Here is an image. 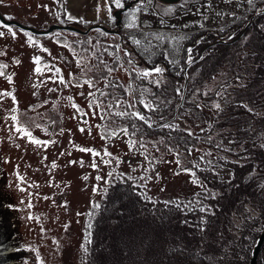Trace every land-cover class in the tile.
Instances as JSON below:
<instances>
[{"label": "rangeland", "instance_id": "1", "mask_svg": "<svg viewBox=\"0 0 264 264\" xmlns=\"http://www.w3.org/2000/svg\"><path fill=\"white\" fill-rule=\"evenodd\" d=\"M62 2L0 0V13L4 19L11 17L7 21L37 30H44L59 20L81 29L101 21L97 16L90 17V13L86 16L96 8L92 2L90 5L81 3L79 8L72 4L70 9L76 11L71 16L75 19L68 20L69 6ZM263 10L264 4L253 5L247 15ZM139 20L136 19L138 27L123 28L125 38L102 36L97 30L88 36L57 33L43 38L10 26L16 33L13 37L6 27H0L3 33L0 52L4 53L0 55V64L7 65L3 70L5 75L0 76V93L11 94L0 95V264H79L86 231L117 175L133 180L141 193L153 202L183 205L180 209L184 213L167 226L142 224L138 220L126 225L130 219L127 218L123 223L126 227L118 231H123L122 234L102 236L101 254L97 249L99 242L96 244L99 255L96 264H118L119 257L124 262L131 258V262L125 264H250L252 242L264 231V93L256 94L259 84L250 97H246L251 106L244 104L241 98L235 109L222 112L223 122L210 135L206 132L214 124L215 111L200 107L199 127L195 125V116L193 120L179 119L177 123L191 131L192 137L201 133L205 139L197 147H190L191 155L187 152L189 147L179 148L174 144L170 147L177 150L166 152L157 146L156 137L131 135L132 131L125 135L119 131L127 125L107 113L124 111L125 104L134 101L130 93L124 96L118 92V86L109 85L116 78L117 83L128 86L129 74L119 68L107 76L104 64L96 60L101 57L109 67L114 56L109 54L111 51H105V47L118 45L121 37L147 65L153 67L164 59L170 72L180 77L187 49L196 44L201 34L215 31L228 38L246 27L248 18L244 17L235 25L237 31L226 26L197 34L192 33L194 31H189L191 34L161 32L157 25L150 30L147 24L140 25ZM258 28L263 35V38L258 36L259 44L252 42L249 47L244 39L230 48L218 46L207 53L209 56L195 71L204 74L214 56L219 59L220 68L208 80L213 83L206 87L212 88L231 77L233 82L227 86V92L243 93L238 89L241 82L237 77L247 74L244 81H264V76L256 77L254 73L264 72V18ZM156 36H162V40ZM134 39L141 44L136 45ZM88 40L91 43H87ZM77 45L78 49L74 50ZM145 47L147 51L143 50ZM34 57L41 59L42 75L35 72ZM78 58L92 70L85 74L77 65ZM172 59L177 63L170 64ZM57 69L68 82L67 86L59 83ZM7 76L12 77L11 83ZM85 79L93 80L94 87L74 86ZM101 92L107 95L102 96ZM116 98L121 101L120 108L108 109L106 105L114 103ZM97 101L102 107H89ZM73 103L87 115L78 113ZM214 103H219L217 97ZM102 112L104 119H101ZM12 115L18 116L22 126L36 139L48 144L37 146L23 133H17ZM81 128L85 131L81 132ZM114 131L117 135L102 136ZM130 139L137 141L134 148L129 147ZM218 144L222 147H217ZM79 148L94 149L100 155L94 157ZM208 151L212 156L200 162V157ZM177 159L180 164L176 163ZM207 159L213 161L212 166L206 163ZM194 162L198 167H193ZM93 163L96 168L92 167ZM184 169L195 171L203 187L193 183V177ZM189 201L199 203L189 205ZM94 204L99 207H93ZM95 237L97 243L100 237L96 234ZM261 258H264V250ZM260 261L264 264V260Z\"/></svg>", "mask_w": 264, "mask_h": 264}, {"label": "trees", "instance_id": "2", "mask_svg": "<svg viewBox=\"0 0 264 264\" xmlns=\"http://www.w3.org/2000/svg\"><path fill=\"white\" fill-rule=\"evenodd\" d=\"M138 3H134V6ZM134 6L130 8H133ZM263 18H264V10L253 13L248 18V21L246 23V25L250 23L249 27L247 28L244 35L239 40L231 44H219V43L215 44L214 46L208 48L199 60L195 61L199 57L200 53L209 45L216 43L219 40L232 41L235 38H237L240 35V33L243 31L245 26L241 28L240 31L238 30L236 35L229 36L228 38H223L219 36L218 33H216L215 31L209 34L206 32L204 34H201L197 38L196 44L188 47V49H192L190 55L193 60V63L191 65L185 64L183 74L180 77H175L170 72V66L168 62L164 59H161L159 64H161L162 67L166 70L164 73L163 83L161 84V86L155 87V86H149L147 84H143V86L148 87L151 92H154L156 98L161 101L158 111L153 113H147L145 109L142 107V105L139 104H137V108H136L141 113H144L152 117V121H153L152 128H148L147 125L143 124V122L136 120L135 118H129V117L121 118L119 116H116L117 120H121V122L126 124L129 129V132L131 131L133 132L132 125L135 124L136 128L138 129V131H136L135 133L143 134L150 137H156L157 146H159L160 148H164L166 152H169V148H171L170 146L173 144L179 148H185V147L190 148V147H197L198 145H200L202 143L201 141L205 139L203 138L204 135H201V133H197L195 134L194 137H192L193 135L189 136L188 135L189 131L182 128L177 123V121L179 119H184V118H186V120L189 119L193 120L195 116L197 117L196 119H194L195 125L199 127L200 122H202L197 115V113L200 111V107H197V104H199L205 108L210 109L211 111L216 112L214 124L210 129V131L206 132L208 133L207 135H210L215 130H217L218 126L223 122L221 121L223 120V118L221 117L222 112H226L227 110L229 112L235 109V107L238 106V104H240V102L238 101L241 98L244 99V104L250 105L249 99L246 97H250V95L253 93L254 89L256 88L257 84H259V86L256 89V94L260 92L261 94L264 93V84L262 83L264 81H250V82L246 80L244 81V78H246L247 74H243L242 78L237 77V79H240L241 82V86L238 89L242 90L243 93H237V91L234 93L233 92L228 93L227 86H230L231 83L233 82L230 81L231 79H233L231 77L230 79L229 78L224 79V81H227V85L224 84V81H219L217 86H213L212 88L206 87L208 84L213 83L212 81H208V80L211 78L213 74L218 73V69L220 68V65H218L219 59L217 57L214 56V60L212 61L210 67L207 68L204 74H200V73L198 74L195 70L200 63L205 62L204 59H206L209 56V54L207 53H210L211 51H213V49L217 48L218 46H223L224 48H230L231 46L236 45L238 41L240 42V40L242 41L244 39L248 41L247 45L249 47H250L249 44L252 42L253 45L259 44L260 43L259 37L263 38V35L258 28V24L260 20H263ZM232 29H236L237 31L238 27L233 26L231 27L230 30ZM68 34H71L72 36H79L72 33H68ZM76 49H78V45L74 48V50ZM188 55L189 53L187 52V57ZM110 67L115 68L116 64L113 63L111 64ZM185 69H187V73H186L187 75L185 74ZM254 73L256 74L255 75L256 77L263 78L262 76H264V72L262 74H258L257 72ZM223 77H225V75ZM186 78H188V82L185 88ZM141 84L142 82L139 81V85ZM177 87H180L182 89L183 99H181V97L176 94L175 89ZM197 89L199 90V92L194 94V90ZM205 92H207L208 95H204L203 93ZM220 92L221 95H217V93ZM132 94L137 95L135 97L133 96V100H135L136 98L139 99L138 93H133L132 91ZM224 94H226V96ZM216 97L222 109L219 112H217L214 108L209 107V105L214 104V100ZM144 98L146 100L152 99V97L148 95H145ZM163 101H171V103L165 104L163 103ZM161 114L163 115L164 118L163 120L160 119ZM163 123H170L176 126L175 130L170 128L160 127V125ZM176 147L171 148L173 149L172 152L177 150ZM112 181L113 183L107 188L102 203L98 208L96 215L91 223V227L88 228L86 231L87 232L86 237L91 241V243H86V239H85L83 245L81 246L82 254L79 259V264H96L97 255H98V251L96 250V244L98 245L99 242L100 246L99 247L97 246V249L100 250L99 252L101 254L102 252L101 249L103 245L102 236L105 234H107L108 236L111 235L114 236L115 234H122L123 231L121 232L118 231H120L122 226L126 227L123 223L127 221V218L130 219L129 221L126 222V225H132L133 223H136L135 220H138V222L142 224L143 223L152 224L153 226L161 224L167 226L169 223H172L173 221L180 219L184 213L183 210L177 208L173 204L157 203L145 199V196L141 193V191L135 185V182L133 180H130L126 177L123 178L117 175ZM199 213L201 212L199 211ZM142 228L147 229L146 227H142ZM88 232L90 233V237L88 236ZM95 234L96 236L100 237L97 243L95 240L96 238ZM85 245L88 248L87 254H85V252L83 251V246ZM263 250L264 247L262 249V252ZM261 254L258 264H261L260 261ZM124 260H126L127 262L122 261L120 257L118 261L116 259L118 264H125L131 262L130 261L131 258L130 259L126 258ZM105 261L106 260L102 259V262Z\"/></svg>", "mask_w": 264, "mask_h": 264}, {"label": "snow or ice", "instance_id": "3", "mask_svg": "<svg viewBox=\"0 0 264 264\" xmlns=\"http://www.w3.org/2000/svg\"><path fill=\"white\" fill-rule=\"evenodd\" d=\"M57 2H59V0H57ZM145 2H150V0H140V3L136 4L132 9H128L127 10V13L130 17V22L126 25V27H129V28H134V27H138L137 24H136V19H135V13L136 12H139L141 10V7L143 6V4ZM249 4L252 3V0H248ZM105 4H106V7H107V12H108V15H109V19L112 21V22H115V17L112 16V11H113V7L116 8V9H124V5H125V0H110V3H109V0H105ZM100 9L97 8V12H99ZM5 19H11V17H5ZM67 19L68 20H73L75 19L74 17H72L71 15H68L67 16ZM0 27H6L8 32H10L13 37H15L16 33L13 31V29L8 26V25H5L3 24L2 21H0ZM97 31L100 33V35L102 36H107L108 33L106 32H103L102 30L100 29H97ZM3 33H0V36H2ZM156 39L158 40H162V36H156ZM181 39H185V37H181ZM29 40L31 41L32 40V37L29 36ZM136 45H140L141 44V41L140 40H135L133 41ZM87 43H91L90 40L87 41ZM108 47H112V46H106L105 47V51H108ZM116 48V52L115 53H109L110 55H113L114 57L118 55L119 51H120V47L119 45H116L114 46ZM44 51H47V49H43ZM144 51H147V47H145L143 49ZM187 52L189 53L187 59H186V64L187 65H191L193 63V60L191 58V52H192V49H187ZM0 55H4V53L0 52ZM75 55V53H74ZM125 55L129 57L127 63L129 65H131V71H130V76H133L134 80H139L142 82L141 85H137L134 89H132L133 93H138L139 94V97H141L140 99H137L135 101V103H126L125 104V110L124 111H115V112H109L107 113L108 115H115V116H119L121 118H124V117H129V118H135L136 120L140 121V122H143V124L147 125L148 128H152L153 127V121H152V117L151 116H148L144 113H141L139 110H135V111H132L131 109H135L136 108V105L139 104V105H142V107L145 109V111L147 113H153V112H156L158 111V108H159V105L161 103V101L159 99L156 98V95L154 92H151L149 90L148 87H145L143 86V84H147L149 86H155V87H160L161 84L163 83V77H164V73H165V69L160 67L159 65H155L153 66L151 69H137L136 67V64L135 62L131 59V56L129 53H127L125 51ZM165 59H168V56H167V52H165ZM96 60L98 61V63L100 64H104V67L107 69V72L108 74L110 75L113 71H115L116 69L115 68H111V67H108V65L103 61V59L101 57H96ZM33 62L37 65L36 69H35V72L37 74H40L42 75L43 72L41 70V67L39 66L41 64V59L40 57H34L33 58ZM19 63V62H17ZM169 63L170 64H176L177 61L175 59H172V60H169ZM77 65L79 67H82L83 70H84V73L87 74L88 72H90L92 69H91V66L87 63H84L82 62L81 59H77ZM119 67H123V64H120L118 65ZM45 67L51 69V65H45ZM7 68V65L6 64H0V76H4L5 73H4V69ZM181 71L183 69H180ZM56 74L57 76L59 77V83L60 84H63L65 86L68 85V82L64 80L62 74L60 73V70H56ZM179 74V72L177 73ZM71 75V74H70ZM9 83L12 82V77L11 76H7L5 77ZM107 78V77H106ZM215 79V78H213ZM94 81L93 80H89V79H85L83 81V83H79L77 82L74 86L76 87H83L84 84H87L90 88L91 87H94ZM224 84L227 85V81H224ZM109 86H119V85H115L114 83H111L110 82V85ZM52 91V90H50ZM176 91V94L178 96L181 97V99H183V93H182V89L180 87H177L175 89ZM199 90H194V94L195 93H198ZM204 95H208L207 92L203 93ZM0 95H4V96H8V95H11L10 93H7V92H3V93H0ZM89 95H94V93H90ZM101 95L104 96V95H107L106 93L104 92H101ZM145 95H148L150 97H152V99H149V100H146V99H143V97H145ZM217 95H221V93H217ZM12 99L13 101H15V96H12ZM72 98L69 97V100H71ZM163 103L167 104V103H171V101H163ZM76 111L78 113H80L81 115H87V113H85L83 111V109L79 108L78 105L74 104L72 105ZM102 107V105L97 101L95 102L94 104L93 103H90L89 104V107L92 108V107ZM121 106V101L119 98H116L115 99V102L114 103H108L106 105V107L108 109H112V108H117L119 109ZM197 107H202L201 105L197 104ZM210 108H214L217 112L221 111V105L219 103H214V104H211L209 105ZM249 111H251V109H249ZM96 113L94 112L93 115H95ZM104 115L105 113L102 112L101 113V119H104ZM11 120L14 121L15 123V130L17 133H23V136L24 137H27V139L29 140L30 143H33L37 146H42V145H47L48 142L47 141H42V140H39V139H36L32 132L29 131L28 128L22 126L18 116L16 115H12L11 117ZM160 119L163 120V115L161 114L160 116ZM160 127L162 128H170V129H173L175 130V127L174 125L170 124V123H163L160 125ZM132 128H133V132L131 135H135V132L138 131V129L136 128V125L133 124L132 125ZM81 132H84L85 129L81 128L80 129ZM120 132H123L125 135H129V129L128 127H122L120 128L119 130ZM103 135H110V136H115L117 135V133L114 131L112 133H108V134H102ZM188 135L191 136L192 133L189 131L188 132ZM209 139H211V137H209ZM137 143L136 140H133V139H130L129 140V147L130 148H134L135 144ZM141 146L143 147L144 146V142L141 141ZM217 147H222L221 145H217ZM79 151L81 152H91L92 155L95 157V156H99L100 153L97 152L96 150L94 149H89V148H79L78 149ZM193 149L191 148H188L187 149V152H188V155H191V152H192ZM197 151H200V149H196ZM231 149H229L230 151ZM169 151H173V149L169 148ZM178 154V153H177ZM105 155L107 156H111V153H108V152H105ZM212 156V152L211 151H208L206 152L203 156L200 157V162H205V158L206 157H211ZM147 159V156L145 157ZM75 163V162H73ZM149 163H151V161H149ZM176 163L177 164H180V160L177 159L176 160ZM206 163L209 165V166H212L213 165V161L211 159H207L206 160ZM82 164V162H81ZM53 167H56L55 164L52 165ZM93 168H96L97 165L95 163H93L92 165ZM193 167L196 168L198 167V163H193ZM184 171L188 172L192 177H193V183L197 184L198 186H201L203 187L202 183L199 181V179L196 177V173L195 171H192L190 169H184ZM22 179V178H21ZM98 180L101 179V177H97ZM143 179V178H142ZM109 183H111V181H109ZM145 199H148L150 200L151 198L150 197H147L145 196ZM198 204L199 201H189L188 204L189 205H192V204ZM93 207H96L98 208L99 205H93ZM176 207L177 208H181L183 207V205L177 203L176 204ZM201 211H205V209L203 208H200ZM91 227V224H89V228ZM86 243H91V241L89 239H87L86 237ZM259 245V242L258 241H253L252 242V251H251V254L252 255H255V247H257ZM83 251L85 252V254L88 253V248L87 246H83ZM262 260H264V258H261Z\"/></svg>", "mask_w": 264, "mask_h": 264}, {"label": "crops", "instance_id": "4", "mask_svg": "<svg viewBox=\"0 0 264 264\" xmlns=\"http://www.w3.org/2000/svg\"><path fill=\"white\" fill-rule=\"evenodd\" d=\"M62 1L66 2L69 9L72 4H77V8H79L78 6H82L81 3L90 5L89 3L92 2L96 8L87 12L86 16L90 13V17L101 18L99 23L109 27L115 26L116 20L112 22L109 19L105 0H60V2ZM136 1L138 0H125L124 9L130 3H133L131 7L134 6ZM63 2L62 4H64ZM258 4H264V0H252L251 4L248 0H182L177 4H165L150 0L143 4L139 13H135V19L139 18L140 25L143 22L147 24L148 28H151L150 30L157 25L158 30H162L161 32L191 34L189 31H194L192 33L197 34L207 30H216L215 28L219 27H233L240 20H244V17L249 18L252 6ZM97 8L100 9L99 12H97ZM72 9L68 13L73 16L76 10ZM118 10L120 9H113V17ZM127 10H124L122 14V29L130 22ZM170 26L175 28L172 29Z\"/></svg>", "mask_w": 264, "mask_h": 264}, {"label": "water", "instance_id": "5", "mask_svg": "<svg viewBox=\"0 0 264 264\" xmlns=\"http://www.w3.org/2000/svg\"><path fill=\"white\" fill-rule=\"evenodd\" d=\"M138 1H136V2H138ZM156 1H159V2L165 3V4H177L182 0H156ZM132 4L133 3H130L126 6L125 9H123V10L120 9V10L115 12V18L117 20L116 21V27L117 28H114V27L111 28L107 25L98 23V24H93V25L87 27L86 29H81V28H79V26H76L73 24L64 25L61 23V20H59V22H56L55 24L50 25L49 27H47L44 30H37V29L31 28V27L24 26L23 24H21L19 22L7 21L6 19L3 18L1 13H0V21H2L3 24H5V25L14 26V27H16V28H18L24 32H27L29 34H33L34 36L43 37V38L48 37L49 35L57 34V33H72V34H76V35H80V36H88L92 31L97 30V29H100L103 32L108 33V35H118V36L120 35L121 36V35H123V33H121L122 14H123L124 10L130 9ZM249 25H250V23H248L246 25V27L243 29L241 34L237 38H235L234 40H232V41L219 40L218 42L209 45L200 53L199 57L195 61L199 60L203 56L204 52L208 48L214 46L215 44H218V43L219 44H231V43L236 42L238 39H240L244 35V33L247 30V28L249 27ZM120 41L122 42L123 38H120ZM186 73H187V69H185V74ZM187 82H188V78H186L185 88H186ZM256 241L259 242V245L257 247H255V249H254L255 255L251 254L250 264H258V262H259L260 254H261L262 249L264 247V231L262 232V234L259 236V238Z\"/></svg>", "mask_w": 264, "mask_h": 264}, {"label": "flooded vegetation", "instance_id": "6", "mask_svg": "<svg viewBox=\"0 0 264 264\" xmlns=\"http://www.w3.org/2000/svg\"><path fill=\"white\" fill-rule=\"evenodd\" d=\"M138 2H140V0ZM138 2H135V3H138ZM114 28H117L116 27V22H115ZM121 33H123V29H121ZM122 36H124V33H123ZM120 38H119V41H120ZM118 45L120 47V51H119L118 55L114 57L113 62L111 63V64H113V63L116 64V67H115L116 70L113 71V72H116L119 68H123V70L126 71V72H128V74L130 73V71H131V65H129L127 63L129 57L125 55V51L130 54L131 59L135 62L137 69H151L152 68L149 65H147L145 63V61H143V59L139 56V54L137 53V51L135 49L133 50L132 48H130V47L127 46V42L125 41V39H123L122 42L120 41L118 43ZM108 51H111V53H115L116 52V48L114 46L113 47H108ZM111 64H110V66H111ZM120 64H123V67H119L118 65H120ZM155 65H159L160 67H162V65L159 64V62H157ZM105 74L107 76H110L111 75V74L109 75L108 72H106ZM108 80L111 81V78H109ZM128 80H129L128 81V83H129L128 86L127 85H124V84L121 85V83H119V82L117 83L116 81H119V79L116 80V78H114L113 81H111V82H113V83L116 82V84L119 85L118 86V90H119L118 92L122 93L124 96H126L128 93H130L131 94V97L133 98V96L135 97L137 95L136 94H132V89H134L137 85H139V80H134L133 76H130V74H129V79ZM137 99L138 98H136L133 101H136ZM139 99H140V97H139ZM133 103H135V102H133ZM136 108H137V106H136ZM138 109H139V107H138Z\"/></svg>", "mask_w": 264, "mask_h": 264}, {"label": "built area", "instance_id": "7", "mask_svg": "<svg viewBox=\"0 0 264 264\" xmlns=\"http://www.w3.org/2000/svg\"><path fill=\"white\" fill-rule=\"evenodd\" d=\"M61 23H62V21H61ZM62 24H64V23H62ZM64 25H66V24H64Z\"/></svg>", "mask_w": 264, "mask_h": 264}]
</instances>
